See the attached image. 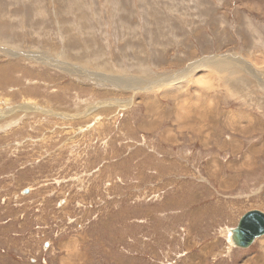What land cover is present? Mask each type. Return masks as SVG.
Listing matches in <instances>:
<instances>
[{
  "label": "rangeland",
  "instance_id": "1",
  "mask_svg": "<svg viewBox=\"0 0 264 264\" xmlns=\"http://www.w3.org/2000/svg\"><path fill=\"white\" fill-rule=\"evenodd\" d=\"M250 209L264 0H0V264H264Z\"/></svg>",
  "mask_w": 264,
  "mask_h": 264
},
{
  "label": "water",
  "instance_id": "2",
  "mask_svg": "<svg viewBox=\"0 0 264 264\" xmlns=\"http://www.w3.org/2000/svg\"><path fill=\"white\" fill-rule=\"evenodd\" d=\"M232 232L236 245L243 248L250 246L256 238L264 235V212L257 209L247 211Z\"/></svg>",
  "mask_w": 264,
  "mask_h": 264
},
{
  "label": "bare ground",
  "instance_id": "3",
  "mask_svg": "<svg viewBox=\"0 0 264 264\" xmlns=\"http://www.w3.org/2000/svg\"><path fill=\"white\" fill-rule=\"evenodd\" d=\"M125 12H126V11H125ZM110 16H112V15H110ZM111 18H112V17H111ZM119 21H120V20H119ZM112 24H113V23H112ZM108 25H109V24H108ZM113 25H114V24H113ZM113 25H112V26H113ZM117 26H118V25H117ZM110 34H111V33H110ZM77 41H78V40H77ZM73 42H76V40H74ZM262 54H263V53H262ZM77 57L79 58V56H77ZM77 57H76V55H75V57H74V59L76 58L75 61H77ZM217 58H218V57H217ZM224 58H225V57H223V59H222L221 57H219V58L217 59V64H218V62H220V61L226 60V59H224ZM227 60H228V57H227ZM89 62H90V61H89ZM89 62H86V63L89 64ZM209 62H210V61H209ZM83 63H85V62H83ZM237 63H238V62H237ZM76 64H77V63H76ZM220 64H222V62H220ZM224 64H225V63H224ZM224 64H222V65H218V68H222L223 66H225ZM208 65H209V64H208ZM210 65H211V63H210ZM58 66L61 67V68H64V65H63V64H59ZM261 66H262V65H261ZM93 67H94V66H93ZM88 68H89V67H88ZM94 68H95V67H94ZM100 68H101V67H100ZM196 68H197V67H196ZM110 69H111V68H110ZM191 69H192V68H191ZM104 70H105V69H104ZM116 70H117V69H116ZM142 70H143V69H142ZM195 70H196V69H195ZM229 70H230V69H229ZM231 70H232V69H231ZM80 71H81V70H80ZM111 71H114V70H111ZM151 71H152V70H150V72H151ZM192 71H193V69H192ZM172 72H173V71H172ZM208 72H209V71H208ZM228 72H230V71H228ZM209 73H210V72H209ZM231 73H232V72H231ZM235 73L237 74L238 72H235ZM207 74H208V73H207ZM228 74H229V73H228ZM180 75H181V74H180ZM196 75H198V74H196ZM229 75H230V74H229ZM175 76H176V75H175ZM193 76H194V75H193ZM193 76H192V77H193ZM231 76H232V75H231ZM100 77H101V76H100ZM198 77H199V76H198ZM159 78H161V77H159ZM173 78H174V77H173ZM188 78H189V77H188ZM142 80H143V79H142ZM196 80H197V77H196ZM196 80H195V81H196ZM230 80H231V79H230ZM152 81H153V80H152ZM152 81L150 80V81L146 82V80H144L143 82H144L146 85H151ZM160 81H161V80H160ZM202 81H204V80H202ZM205 81H206V80H205ZM138 82H139V81H138ZM173 82H176V80L173 81ZM197 82H199V81H197ZM110 83H112V84L114 83L115 85H117V84H121V83H119V82H114V81H110ZM134 83H135V82H134ZM136 83H137V82H136ZM139 83H140V82H139ZM201 83H202V82H201ZM121 85H122V84H121ZM121 85H118V86H121ZM154 85H155V84H154ZM172 85H173V84H172ZM176 85H178V84L176 83ZM180 85H181V84H180ZM173 86H174V85H173ZM121 87H124V86H121ZM128 87H130V88L133 89V90L137 88V87H135V86H134V87H135V88H134L133 86L131 87V86H127V85H126L125 88H128ZM138 87H139V86H138ZM175 87H176V86H175ZM178 88H179V87H178ZM182 88H183V87H182ZM114 89H118V88H117V87H114ZM146 89H151V87H146ZM162 89H163V88H162ZM168 90H169L170 92H171V91H175V89H173L172 87H171L170 89H168ZM169 91H168V92H169ZM178 91H179V90H178ZM165 92H166V91H165ZM170 92H169V93H170ZM175 92H177V91H175ZM175 92H174V93H175ZM162 94H164V91H163ZM167 94H168V93H167ZM170 94H171V93H170ZM175 94H176V93H175ZM175 94H173V95H175ZM30 100H31V99H30ZM30 100H29L27 103H22L21 105H23V104H34V103H31ZM120 101L122 102V100H120ZM32 102H33V101H32ZM113 102H114V101H113ZM117 102H119V101H117ZM108 103H109V102H108ZM123 103H124V102H123ZM105 104H107V103L105 102ZM115 104H116V103H115ZM117 104H118V103H117ZM111 105H112V104H111ZM120 106H122V105H120ZM69 119H70V121L72 120V118H70V117H69ZM75 120H76V119H75ZM250 210H253V209H250ZM257 210H259V209H257ZM248 211H249V210H248ZM246 212H247V211H246ZM246 212H245V213H246ZM243 214H244V213H243ZM243 214H242V215H243ZM242 215H241V216H242ZM241 216H240V217H241ZM240 217H239V219H240ZM239 219H238V221H239ZM238 221H237L236 225L238 224ZM236 225H235V226H236ZM235 226H234V227H235ZM234 227H233V228H234ZM233 228H230V229H229V233H230V236H229V242H230V245H231L232 247H235V248H243V247H239L238 245H236V244L234 243L233 238H232V237H233V232H232V229H233ZM261 236H262V235H261ZM259 237H260V236H259ZM256 239H257V238H256ZM256 239H255V240H256ZM255 240H254V241H255ZM253 243H254V242H253ZM253 243H252V244H253ZM248 247H249V246H248ZM248 247H244V248H248Z\"/></svg>",
  "mask_w": 264,
  "mask_h": 264
}]
</instances>
